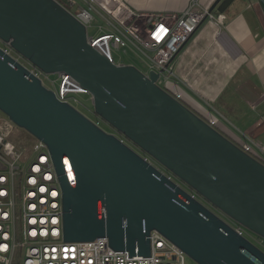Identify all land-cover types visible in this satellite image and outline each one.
I'll use <instances>...</instances> for the list:
<instances>
[{
	"label": "water",
	"instance_id": "obj_1",
	"mask_svg": "<svg viewBox=\"0 0 264 264\" xmlns=\"http://www.w3.org/2000/svg\"><path fill=\"white\" fill-rule=\"evenodd\" d=\"M224 5L216 0L210 12ZM0 39L45 74L70 76L116 133L264 239V164L157 86L158 74L111 63L55 0H0ZM0 111L48 146L65 242L107 237L115 251L149 257L156 231L196 264H264L262 251L1 49Z\"/></svg>",
	"mask_w": 264,
	"mask_h": 264
},
{
	"label": "built area",
	"instance_id": "obj_2",
	"mask_svg": "<svg viewBox=\"0 0 264 264\" xmlns=\"http://www.w3.org/2000/svg\"><path fill=\"white\" fill-rule=\"evenodd\" d=\"M55 1L86 27L91 45L111 63L117 66H134L116 61L114 50L136 55L147 65V72L140 70L146 78L149 79L151 73L158 74L156 85L192 110L183 91L175 88L178 85L173 80V60L204 22H213L221 28L226 20L225 14L211 13L210 8L201 4V0H191L188 8L181 14H138L132 12L123 0H105V8L102 3L98 2L97 5L105 9L110 18L109 28L103 30L98 26L91 35L88 29L95 19L93 12L96 9L90 0ZM0 49L39 79L45 88L46 81L51 82L53 88L47 89L53 91L61 103L68 104L77 111L76 107H86L77 96L89 93L70 76L61 74L52 79L51 75L32 65L15 52L10 43L1 39ZM192 111L209 126L224 134L218 127V119ZM93 115L96 116L95 119H88L100 128L103 120L95 112ZM16 127L10 120L0 122V264H186L187 255L156 231L149 237V257H140L138 250L135 256L128 251H115L107 237L91 242H65L63 192L48 146L36 139L31 151H24L13 140ZM115 136L136 151L125 137ZM239 146L244 153L264 164L263 160L254 156L253 145ZM255 146L264 156V148ZM136 152L264 253L263 238L214 209L149 155Z\"/></svg>",
	"mask_w": 264,
	"mask_h": 264
},
{
	"label": "crops",
	"instance_id": "obj_3",
	"mask_svg": "<svg viewBox=\"0 0 264 264\" xmlns=\"http://www.w3.org/2000/svg\"><path fill=\"white\" fill-rule=\"evenodd\" d=\"M140 14H181L191 0H123ZM216 0H201L211 8ZM222 27L204 22L172 63L190 108L218 119L238 145L264 161V0H224ZM216 13V12H215ZM178 80V81H177Z\"/></svg>",
	"mask_w": 264,
	"mask_h": 264
},
{
	"label": "rangeland",
	"instance_id": "obj_4",
	"mask_svg": "<svg viewBox=\"0 0 264 264\" xmlns=\"http://www.w3.org/2000/svg\"><path fill=\"white\" fill-rule=\"evenodd\" d=\"M96 9L95 12H93V15L95 19L92 22L91 27L88 29V31L93 35L95 33V30L98 28V26H101L103 30H106L110 21V18L106 15V12L104 11L105 9H102L97 3H102L104 8H105V0H90ZM96 2V3H95ZM140 14V13H138ZM114 58L116 61L119 62H124L126 64H133L136 66V68L140 71L147 72L148 68L145 62L141 61L139 57L133 54H124L122 51H116L114 50L113 53ZM52 79H56L57 75H51L50 76ZM45 86L49 89L53 88L51 82L46 81ZM77 99L85 104L86 107H76L80 113H82L84 116H86L89 119H95V115H93L94 112V106L93 102L91 101V96L90 95H81L77 96ZM10 119L6 114H4L2 111H0V122L1 121H9ZM101 129L108 133V134H113L116 135V131L109 126L107 123L104 121L100 125ZM13 140L16 141L21 149H23L26 152H30L33 145L36 143V138H34L29 132L26 130L16 127V132L13 136ZM127 143L133 147L136 151H138L137 148H135L133 145L130 144L129 141ZM186 264H196V262L191 259L189 256H186Z\"/></svg>",
	"mask_w": 264,
	"mask_h": 264
},
{
	"label": "flooded vegetation",
	"instance_id": "obj_5",
	"mask_svg": "<svg viewBox=\"0 0 264 264\" xmlns=\"http://www.w3.org/2000/svg\"><path fill=\"white\" fill-rule=\"evenodd\" d=\"M116 135H118L119 136V134L118 133H116ZM130 144L131 145H133L131 142H130ZM134 146V145H133ZM135 147V146H134ZM135 148H137V147H135ZM138 149V148H137ZM138 152L140 153V154H142V155H144L145 153L144 152H142L140 149H138Z\"/></svg>",
	"mask_w": 264,
	"mask_h": 264
},
{
	"label": "trees",
	"instance_id": "obj_6",
	"mask_svg": "<svg viewBox=\"0 0 264 264\" xmlns=\"http://www.w3.org/2000/svg\"><path fill=\"white\" fill-rule=\"evenodd\" d=\"M215 12H216V13H220V12H218V10H215Z\"/></svg>",
	"mask_w": 264,
	"mask_h": 264
}]
</instances>
